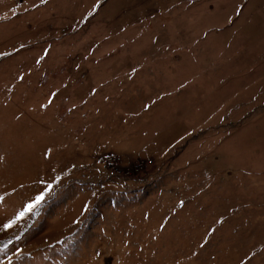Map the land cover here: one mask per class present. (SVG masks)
<instances>
[{
    "label": "rangeland",
    "instance_id": "rangeland-1",
    "mask_svg": "<svg viewBox=\"0 0 264 264\" xmlns=\"http://www.w3.org/2000/svg\"><path fill=\"white\" fill-rule=\"evenodd\" d=\"M0 264H264V0H0Z\"/></svg>",
    "mask_w": 264,
    "mask_h": 264
},
{
    "label": "built area",
    "instance_id": "built-area-1",
    "mask_svg": "<svg viewBox=\"0 0 264 264\" xmlns=\"http://www.w3.org/2000/svg\"><path fill=\"white\" fill-rule=\"evenodd\" d=\"M99 159L108 171L122 177L137 176L146 166L153 163L152 159L139 158L133 163L126 164L120 156L113 154L100 155Z\"/></svg>",
    "mask_w": 264,
    "mask_h": 264
},
{
    "label": "snow or ice",
    "instance_id": "snow-or-ice-1",
    "mask_svg": "<svg viewBox=\"0 0 264 264\" xmlns=\"http://www.w3.org/2000/svg\"><path fill=\"white\" fill-rule=\"evenodd\" d=\"M42 197H43V194H41L40 196H37L36 197V203H38L42 199ZM33 207H34V204H30V205L27 206V208L25 209V211H31ZM23 215H24V213H20L19 216L17 217V220H19ZM11 223L12 222L10 221L8 224H5L4 227L5 228L10 227L11 226Z\"/></svg>",
    "mask_w": 264,
    "mask_h": 264
}]
</instances>
